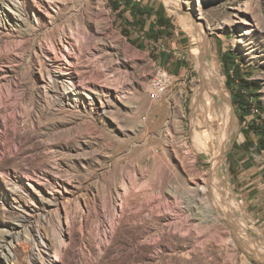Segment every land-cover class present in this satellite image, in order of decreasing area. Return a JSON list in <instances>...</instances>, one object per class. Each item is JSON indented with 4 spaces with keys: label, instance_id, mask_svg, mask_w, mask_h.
I'll return each mask as SVG.
<instances>
[{
    "label": "rangeland",
    "instance_id": "1",
    "mask_svg": "<svg viewBox=\"0 0 264 264\" xmlns=\"http://www.w3.org/2000/svg\"><path fill=\"white\" fill-rule=\"evenodd\" d=\"M183 8L0 0V242L22 239L0 264H42L35 237L47 231L59 238L47 256L57 264H264V0ZM202 56L216 84L205 92ZM157 65L174 76L161 100L151 93ZM237 67L262 85L246 111L228 87ZM71 80L82 101L64 95ZM208 113L231 121L216 172L197 144ZM253 119L263 132L246 147ZM38 215L50 221L45 234Z\"/></svg>",
    "mask_w": 264,
    "mask_h": 264
},
{
    "label": "bare ground",
    "instance_id": "2",
    "mask_svg": "<svg viewBox=\"0 0 264 264\" xmlns=\"http://www.w3.org/2000/svg\"><path fill=\"white\" fill-rule=\"evenodd\" d=\"M176 3H177V5L180 7V8H183V0H174ZM11 2V1H10ZM11 4V3H10ZM10 9V8H9ZM11 9H16V11L17 12H19V5L18 4H16V3H12V7H11ZM184 9V8H183ZM15 11V10H14ZM16 13V12H15ZM189 14V15H188ZM20 15V14H19ZM187 16H189L190 17V19L192 20L193 19V17H192V15H191V13H187ZM17 19H19V18H17ZM67 61H68V65L69 66H71L72 67V64H73V62H69V59L67 58ZM201 62L199 63V65H200V70L202 71L201 73H202V79H203V84H202V86L199 88L201 91H204V90H206V89H208V80H210V82L212 83V84H214V85H216L215 84V82H214V80H213V74L210 72V75H209V72L206 70V68L208 67L207 65V61H204V59H203V56H202V59L200 60ZM65 68H66V66H65ZM68 68V67H67ZM209 70V69H208ZM155 79V75H154V78H153V80ZM153 80H152V82H153ZM71 83H69V82H66V83H64L63 82V84H65L64 85V87H62V89L63 88H65V93H64V95L65 94H68V92H67V90H71V91H73L72 92V94L73 95H75V96H80L78 99H76L75 101H78V100H83V99H81V95H82V92L81 91H79V89L77 88V85L75 84V82L73 81V80H71L70 81ZM54 84V83H53ZM70 85V86H69ZM69 87H71L70 89H69ZM217 89L218 90H220L218 87H217ZM67 92V93H66ZM205 92V91H204ZM90 96V95H89ZM65 97V96H64ZM69 97V96H68ZM93 99V98H92ZM210 99V98H209ZM63 100V99H62ZM71 100V99H70ZM65 102V101H64ZM209 106H211V104L209 105ZM77 107V106H76ZM108 107H110V105L109 104H106V106H104L103 107V109L106 111V109L108 108ZM64 108V107H63ZM100 108V107H99ZM210 109V108H209ZM209 109H207L208 111H210ZM205 110H206V108H205ZM209 114V113H208ZM206 122H205V132H204V136L206 137V141H203L201 138L200 139H198V148L202 151V153L204 154V155H207V156H209V157H211L212 158V160H213V163H214V168H213V170H214V172H216L215 170L217 169V164H218V161L221 159V156H222V151H223V149H224V146H225V144H226V141H227V139H228V135H229V131H230V128H231V121H230V118L229 117H227V119L225 120V119H223V117H221V119L219 118H216V117H214V116H212V114H209V115H207L206 116V120H205ZM18 135L20 134V132L19 133H17ZM40 130H35V132L34 131H32V132H25V136H27V137H32V136H34L35 135V138L36 137H38V136H40ZM52 136V135H51ZM36 147L35 148H40V147H43V146H45V143L44 142H37V144L35 145ZM5 161H6V163L7 164H10V163H13V159H11V158H8V157H6L5 158ZM220 163H221V160L219 161ZM219 165V164H218ZM213 174V173H212ZM211 177V176H210ZM209 179V178H208ZM207 179V180H208ZM218 180V179H217ZM209 181V180H208ZM216 183V182H215ZM210 185V184H209ZM208 185V186H209ZM226 186V185H225ZM17 187V186H16ZM214 188V187H213ZM215 188H217V187H215ZM208 189V188H207ZM212 189V188H211ZM203 190V189H202ZM226 190V189H225ZM194 191V190H193ZM192 191V192H193ZM212 192V191H211ZM201 193H207L208 194V196L210 197L211 195H210V189L208 190V191H203V192H201ZM216 193V191L214 192V194ZM218 194V193H217ZM216 195V194H215ZM198 197H199V195H197ZM204 197V196H203ZM202 196H200V198H202V199H205V197L203 198ZM220 197V196H219ZM228 197V196H227ZM218 201V200H217ZM216 201V202H217ZM38 206V205H37ZM223 206V205H222ZM229 206V205H228ZM225 207V206H224ZM225 208H227V210H229L228 209V207H225ZM236 208V207H235ZM234 212V211H233ZM48 215V214H47ZM59 215V214H58ZM231 215V214H230ZM225 216H226V214H225ZM229 216V215H228ZM227 216V217H228ZM233 216V215H232ZM35 221H37L36 222V234H45L44 233V228H46L45 226H46V224L48 223V222H50V221H48V219L47 218H45V217H42L41 215H38L36 218H35ZM240 222V221H239ZM64 224V223H63ZM62 226V225H61ZM50 232H54V229L52 228V231H50ZM242 232V231H241ZM186 236V235H185ZM184 236V237H185ZM137 238H139V235L138 234H133V237H132V240H131V242H132V244L134 245V243L136 242V239ZM247 238V237H246ZM250 238V237H249ZM248 238V239H249ZM59 238H58V236L57 235H55V234H50L48 231H47V233L45 234V237L44 236H37V237H35V246H34V250H35V253L36 252H38V254H34V255H38V257H39V259H40V261L42 262V264H57L56 263V261H51V260H49L48 258H47V256H49V254H48V252L52 249V248H55L54 246H56L57 247V245L55 244V243H59V240H58ZM19 241V242H21L22 241V239H21V235H20V233H14V232H11V234H9V237L8 238H6V240L3 242V243H5V244H3V243H1L0 242V259H1V257H2V255H4V256H8L9 254H8V247H10V246H12L13 244H14V242L15 241ZM252 241H253V238H252ZM251 241V242H252ZM62 242H63V240H62ZM62 242H61V240H60V244L62 245ZM214 243V242H213ZM253 243H255V242H253ZM257 243V242H256ZM256 247H261V246H258V245H256ZM39 248V249H38ZM43 248V249H42ZM122 248H124V247H119V249H122ZM263 248V247H262ZM56 249H59V248H56ZM264 249V248H263ZM57 252H60V251H56V253ZM59 254V253H58ZM58 254L56 255V259H57V261L59 260L58 259ZM200 257V259L201 260H205V258L203 257V256H199ZM60 261V260H59ZM40 262L38 261V264H39ZM6 264H10V262H9V260L6 262ZM41 264V263H40ZM202 264H205V263H203L202 262ZM210 264V263H209ZM242 264H246V262L244 261V263H242Z\"/></svg>",
    "mask_w": 264,
    "mask_h": 264
},
{
    "label": "trees",
    "instance_id": "3",
    "mask_svg": "<svg viewBox=\"0 0 264 264\" xmlns=\"http://www.w3.org/2000/svg\"><path fill=\"white\" fill-rule=\"evenodd\" d=\"M141 23L143 24L141 25V28H139L140 31H142L144 25V22ZM160 23L163 25H167V23L162 19H160ZM226 76L228 77V87L232 91L233 96H235V104L239 109L242 106L243 108L241 109L246 111L252 106V98L258 97V92L262 90V85L259 82L247 81L245 78H243L241 76L240 67L235 68L233 74L230 70L227 69ZM233 80H237L238 87H235L233 86V84H231ZM246 93H248L249 95L246 96ZM240 119L242 124L246 123V120L242 116H240ZM243 131L246 137L245 146L247 147L248 145H251L250 147H254L251 136L252 134H259L263 132V123H258L257 119H253ZM260 146L261 152L264 151V138H262Z\"/></svg>",
    "mask_w": 264,
    "mask_h": 264
},
{
    "label": "built area",
    "instance_id": "4",
    "mask_svg": "<svg viewBox=\"0 0 264 264\" xmlns=\"http://www.w3.org/2000/svg\"><path fill=\"white\" fill-rule=\"evenodd\" d=\"M174 76L165 67L157 65L155 79L151 84V93L155 100H161L173 83Z\"/></svg>",
    "mask_w": 264,
    "mask_h": 264
}]
</instances>
